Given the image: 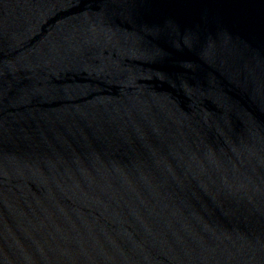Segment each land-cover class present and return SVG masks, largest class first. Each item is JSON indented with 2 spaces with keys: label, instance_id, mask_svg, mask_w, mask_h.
<instances>
[{
  "label": "water",
  "instance_id": "obj_1",
  "mask_svg": "<svg viewBox=\"0 0 264 264\" xmlns=\"http://www.w3.org/2000/svg\"><path fill=\"white\" fill-rule=\"evenodd\" d=\"M0 264H264V0H0Z\"/></svg>",
  "mask_w": 264,
  "mask_h": 264
}]
</instances>
